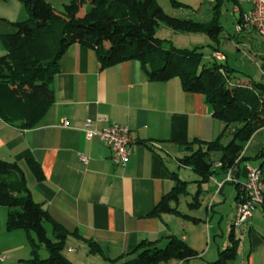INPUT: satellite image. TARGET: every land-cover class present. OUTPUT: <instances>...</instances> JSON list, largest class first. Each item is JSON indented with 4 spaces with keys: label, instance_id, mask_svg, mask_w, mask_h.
<instances>
[{
    "label": "crops",
    "instance_id": "obj_1",
    "mask_svg": "<svg viewBox=\"0 0 264 264\" xmlns=\"http://www.w3.org/2000/svg\"><path fill=\"white\" fill-rule=\"evenodd\" d=\"M66 1L71 0H65L63 5ZM157 1L171 15L219 26L216 39L205 31L187 32L206 38L208 45L218 47V51L212 50V57L221 53L223 58L218 60L230 64L222 43L234 41L237 53L262 62L264 38L254 29L237 31L243 12L251 8L250 3ZM29 17L22 0H0V56L7 52L5 36L17 31L15 24ZM59 68L51 82L54 99L34 126L21 128L0 115V158L21 167L33 198L48 212L45 225L48 234L49 226L52 227L51 238L59 241L65 233L64 247L72 243L69 251L75 253L74 257L70 259L63 252L62 255L73 264H97L90 261V256H99L107 264H124L135 256L129 253L141 242L162 245L170 235H177L195 247L190 236H179L174 228L179 218L194 223L192 220L172 213L152 214V211L176 186L173 172L189 181L182 177L181 171L191 168L181 165L179 158L191 150L188 147L192 142L214 140L224 130V122L213 115L205 94L186 91L177 76L166 81L150 80L145 66L136 59L103 68L97 51L81 44L68 48L59 61ZM87 120H91L95 129L112 123L130 128L132 152L125 166L113 160L108 144L98 137H87ZM263 131L264 127L246 143L245 156L250 157L251 147L256 154L264 149ZM81 154L87 157V162L81 160ZM29 159L40 164L42 179L35 176ZM257 159L260 166L264 156ZM247 160L232 169L236 179H246L244 162ZM225 179L220 181L213 174L208 180L216 187L214 199L226 184L235 183ZM238 201L237 198L236 207ZM259 215L264 218L263 208H257L239 227L232 223L234 233L239 230L236 237L240 240L234 264H264V227L256 224ZM7 216L8 208L0 205V254L5 256L0 264H40L33 260L30 242L33 233L23 228L8 229ZM56 226L60 228L58 231ZM208 234L211 239V230ZM91 242L98 248L96 253L91 251ZM226 246L212 248L210 245L201 256L203 263L194 261L195 257L189 262L171 260L160 264H211ZM38 256L47 258L49 251L42 246Z\"/></svg>",
    "mask_w": 264,
    "mask_h": 264
},
{
    "label": "trees",
    "instance_id": "obj_2",
    "mask_svg": "<svg viewBox=\"0 0 264 264\" xmlns=\"http://www.w3.org/2000/svg\"><path fill=\"white\" fill-rule=\"evenodd\" d=\"M30 17L15 25L17 31L5 36L7 52L0 56V115L21 128L34 126L54 99L51 82L59 72V61L72 44L93 48L101 66L109 67L136 59L143 63L150 80L181 79L183 88L205 94L213 115L225 123L224 130L214 140H194L191 150L179 158L208 181L216 172V163L228 172L247 160L246 143L264 127V82L235 76L238 69L213 57L205 64L203 46L177 47L167 38L157 36V27L164 23L175 31L207 32L213 39L220 30L217 24H201L192 19L174 16L165 11L157 0H71L56 9L49 0H22ZM218 51V47L212 46ZM264 72V57H262ZM231 130V140L221 139ZM197 144L195 148L192 145ZM213 153L219 154L213 159ZM264 156V149L254 158ZM35 176L43 178L40 164L28 161ZM260 167L264 172V161ZM177 184L152 211V214L172 213L194 223L201 218L182 212L178 207L181 195L187 193L188 182L173 172ZM240 199L241 191L237 184ZM0 205L8 208L7 228H23L30 234L33 260L50 264H73L62 255L66 234L54 241L45 222L48 212L37 202L25 175L16 162L0 158ZM60 228L55 227V231ZM49 257L38 256L40 247ZM91 251L98 248L91 242ZM240 240L232 228L230 242L219 250L211 264H234ZM129 254L124 264H160L171 260L186 261L198 256V251L177 235L167 237L166 244L141 242Z\"/></svg>",
    "mask_w": 264,
    "mask_h": 264
},
{
    "label": "rangeland",
    "instance_id": "obj_3",
    "mask_svg": "<svg viewBox=\"0 0 264 264\" xmlns=\"http://www.w3.org/2000/svg\"><path fill=\"white\" fill-rule=\"evenodd\" d=\"M49 1L52 2L56 9H62L63 2L65 0ZM156 33L157 36L161 38L171 39L174 42V45H176L177 47L193 48L196 45L203 46L202 50L205 54L203 60L204 63L208 64L213 61V57L211 55L213 47L207 44L209 41L206 38H202L200 36L196 37L194 35L192 36L184 31H175L164 23H161V25L157 27ZM222 49L228 54L229 63L239 70L238 72L236 71L235 76H240L244 79L249 78L257 82H264V72L261 68L262 62L258 58L250 59L244 54L237 53V47L234 41L223 42ZM223 126H225V123L223 124ZM262 135V138L264 140V131L262 132ZM231 137V130L228 129L221 139L222 143L227 144L231 140ZM218 155L219 154L213 153V159L217 160ZM249 155L251 158L244 162L245 168L247 167V164L250 166L252 165L254 167H258L260 164V160L254 158L256 153L252 150V147L250 148ZM216 168L217 173L215 172L214 174L218 177L220 181H224L223 179L227 178V174L225 172H221V169H218L217 166L215 167V169ZM181 173L182 177L188 179L189 182L187 186V193L181 195L180 200L178 202V207L184 213L202 218L203 222L202 224H195L192 222L181 220V218H179L176 224L174 225V228L179 236H182L183 234H186L188 237L190 236L191 242L195 245V247H193L192 245L191 246L198 251L197 259L195 258L196 260L194 261H199L200 263H203L202 261L204 260L201 258V256L204 255L203 251H206L210 245H212V248H216L217 245L226 246L229 244L228 242H230L232 223L234 222L233 219L237 209V186L235 183L226 184L224 191L217 195V198L214 199V196L217 193L215 194L216 187L214 186V184H212V182H200V176L195 173L192 169H185L181 171ZM257 213H259V211H257L256 214ZM208 217H211V222L207 220V226L206 219ZM256 224L260 228L264 227V218L262 217V215L258 216ZM49 228L50 236L52 235V227L49 226ZM210 230L212 235L211 239L208 236V232ZM236 233H239V230L235 232V235ZM215 234L218 235L216 241ZM71 244V242H68L62 250L63 254L68 256L70 259L75 255V253H71L69 251V247L71 246ZM165 244L166 243H163L161 246H164ZM43 254L45 256L46 253ZM90 261L97 264H107L105 262H102L99 256H90Z\"/></svg>",
    "mask_w": 264,
    "mask_h": 264
},
{
    "label": "built area",
    "instance_id": "obj_4",
    "mask_svg": "<svg viewBox=\"0 0 264 264\" xmlns=\"http://www.w3.org/2000/svg\"><path fill=\"white\" fill-rule=\"evenodd\" d=\"M238 2H247L251 8L244 11L240 22L237 25V31H246L254 29L264 38V0H237ZM223 58L221 53L215 56ZM67 122L65 121L64 124ZM86 135L89 138L98 137L101 141L108 144L113 151V160L122 166H125L132 152V136L128 126L119 123H112L102 129L93 128L91 120L85 123ZM81 160L87 162V157L80 155ZM216 166H221L217 163ZM247 176L244 181L236 179L232 175V169L227 172V180L233 181L239 185L241 191L240 199L237 203L234 225L239 227L246 223L254 214L257 208L264 209V172L258 166L247 165ZM5 256L0 254V260Z\"/></svg>",
    "mask_w": 264,
    "mask_h": 264
}]
</instances>
